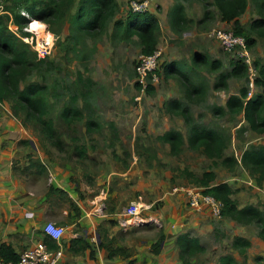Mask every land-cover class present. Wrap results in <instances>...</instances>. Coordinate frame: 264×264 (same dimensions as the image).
I'll return each instance as SVG.
<instances>
[{
	"label": "rangeland",
	"instance_id": "obj_1",
	"mask_svg": "<svg viewBox=\"0 0 264 264\" xmlns=\"http://www.w3.org/2000/svg\"><path fill=\"white\" fill-rule=\"evenodd\" d=\"M79 1L75 0L74 6L65 11L59 21L51 23L30 18L22 10L29 19L23 32H29L30 36L22 37L18 30L17 34L28 43L37 62L44 60L27 81L48 87V118L54 121L65 148L60 152L41 140L38 129L31 124L24 126L13 115L10 102L0 103V118L4 120L0 131L8 132L1 137L0 155L11 160L15 173L14 184L0 185V209L3 214L13 211L19 214L12 221L5 219V227L15 226L19 221L16 228L23 230L25 226L21 221L32 218L24 217L21 211L36 196L38 205L46 203L51 217L56 216L50 218L49 215L44 220L52 222L57 229L63 228V235L81 234L94 246L102 236L115 247L132 250L129 258H115L113 264H220V258L226 255L234 258V264H264V240L259 236V227L218 216L208 207L193 209L188 203L187 190L204 189L188 180L184 172L188 169L202 176L214 170L216 182L229 180L235 195L241 191V199L237 200L240 206L254 201L250 205L255 204L263 216L264 182L258 185L253 178L255 184L246 185L244 182L250 180V173L241 165L228 169L222 160L191 149L187 144L188 124L170 111V104L177 101L188 108L196 122L215 128L225 138V153L229 156H240L251 145H264V134L255 133L248 122L242 123L241 115L224 114L223 110L215 112L221 104L226 105L231 95L243 89H248L250 98L263 94V88L255 84L259 67L264 65V37L251 29L262 17L255 1L247 0V8L239 17L255 44L248 49L250 64L244 61L248 73L238 78L231 75L237 58L210 36L214 29L235 31L233 22L223 20L215 0H150L152 13L161 23L157 48H162L164 53L158 80L148 83L147 88L138 84L136 73L137 62L144 54L140 39L115 28L118 19L126 20L132 14L129 7L132 0H117V15L96 36L78 29ZM19 2L0 0V10L7 6L15 8ZM176 4L184 7L189 20L183 30L171 22L170 13ZM34 24L41 27H33ZM47 39L51 41L50 53L40 58L35 48L38 44L44 45ZM176 41L177 46H167L175 45ZM213 62L220 66L214 68ZM170 64H174L177 71H165ZM79 72L93 84L83 87L78 80ZM179 74L204 86L203 97L201 94L190 97ZM221 74L227 76V86L216 88ZM74 95L78 100L73 107L82 111L84 119L68 124L63 111ZM90 118L99 125L98 132L87 131L86 122ZM171 129L184 135L185 144L178 156L171 153L169 143L160 139ZM27 140L34 143L24 144ZM75 146L87 148L86 158L80 159L74 154ZM31 161L45 164L49 169L47 174L42 178L36 176L29 165ZM58 173L70 175L68 193L76 200L48 196L49 185L54 184ZM114 193L116 195L111 196ZM100 195L99 201L93 202ZM136 200L144 203L140 217L147 223L126 222L125 210ZM155 214L160 222L148 221ZM34 226L33 223L30 227L31 234ZM183 233L199 238L206 248L205 253L191 258L189 263L179 258L177 238ZM162 236V251L156 255L153 249ZM237 236L251 242L246 255L233 245ZM27 239L21 233L13 241L20 245Z\"/></svg>",
	"mask_w": 264,
	"mask_h": 264
},
{
	"label": "trees",
	"instance_id": "obj_2",
	"mask_svg": "<svg viewBox=\"0 0 264 264\" xmlns=\"http://www.w3.org/2000/svg\"><path fill=\"white\" fill-rule=\"evenodd\" d=\"M215 1L221 11L223 20L233 22L235 33L245 37L250 47L254 45L255 39L250 37L249 31L243 27L239 20L240 15L247 8V0ZM254 1L258 13L262 17L253 23L251 29L264 37V0ZM74 4L75 0H20L15 8L7 6L0 10V103L10 102L13 115L24 126L31 124L38 129L41 140L48 142L60 152L64 151L65 142L58 134L54 121L48 118L50 113L47 98L48 87L37 82L29 83L27 81L29 75L37 70L39 64H42L44 60H38L37 62L35 56L31 55L28 43L22 38L30 36L29 32H23L29 19L26 14L22 13V10L31 18L51 23L54 20L59 21L63 13L72 8ZM118 7L117 0H80L76 15L78 29L89 35L96 36L101 33L111 19L115 18ZM130 11L132 14L126 20H117L115 28L128 36L135 34L141 41L142 52L144 54H152L157 49V34L160 30L158 18L151 12L152 10L142 14L134 13L131 9ZM170 17L173 26L176 28L183 30L187 27L189 20L181 4L174 6ZM17 30L22 32V37L17 34ZM219 66L218 62H213L214 68ZM173 67L174 64H170L165 68V71H170L171 69L175 71V67ZM157 72L160 75V71L158 70ZM247 73L248 69L244 61L237 59L234 62L231 75L243 78ZM179 75L190 97L198 93L204 94V86L195 85L189 77L182 74ZM78 80L83 87H86L87 83L93 84L91 79H84L81 72H79ZM219 83L216 88L227 86V76L225 74L220 75ZM255 84L263 88L262 95L250 98L248 89H243L239 94H233L229 97L227 107L232 114L243 112L245 120L251 129L258 134H264V65L259 67V78ZM77 100V95L71 96L64 107L63 118L68 124L84 119L82 111L73 107ZM170 111L181 116L188 124L190 128L188 143L191 149L202 151L211 159L222 160L221 163L228 169H234L242 165L250 173L251 177L256 180L258 185L264 182V145H251L242 151L239 160L235 155L229 156L225 153L227 145L222 134L213 129H200L195 125L191 112L187 107H183L176 101L170 104ZM86 126L89 133L100 130L99 125L91 118L86 122ZM160 139L169 143L173 155H180L185 144L181 131L171 129L160 136ZM23 143L30 145L32 141L27 140ZM73 152L80 159L86 158L88 153L87 148L82 146H75ZM29 165L38 176H44L48 172L46 165L40 161L36 163L31 161ZM184 173L194 185L204 188L205 194L214 196L222 203L221 216L229 217L244 225H257L260 229L259 236L264 240V216L261 211L250 204L241 207L238 201L233 198L234 190L232 186L227 182H216L217 175L214 170L206 171L202 176H197L188 169ZM53 195L61 200H72L67 191L50 186L48 196L51 197ZM101 240L99 248L107 250L111 259L129 258L132 255L131 249L115 247L112 243L104 241L102 236ZM163 240L164 236L154 246V254L159 255L161 253ZM45 241L52 251L59 249L58 242L51 236L46 235ZM177 245L179 258L185 263H189L191 258L206 251L199 238L187 233L178 236ZM233 245L239 249L242 255H246L251 242L244 237L237 236L233 241ZM77 247H79V250L81 248L82 250L91 249V244L86 242L83 237H74L72 248L76 251ZM94 254V251H92V259L95 258ZM19 258L20 254L16 252L12 244L2 243L0 245V262H17ZM234 262L235 260L231 255L220 258V264H234Z\"/></svg>",
	"mask_w": 264,
	"mask_h": 264
},
{
	"label": "built area",
	"instance_id": "obj_3",
	"mask_svg": "<svg viewBox=\"0 0 264 264\" xmlns=\"http://www.w3.org/2000/svg\"><path fill=\"white\" fill-rule=\"evenodd\" d=\"M151 7L150 0H132L130 2V9L134 13H146L151 11ZM30 24H32V22H30ZM26 29L27 28H25V30ZM210 36L218 40L225 51L235 55L237 59H241L250 64L251 60L249 59L248 54L249 45L245 37L237 35L233 30H226L223 28L214 29ZM28 38L29 37H27V39ZM44 43V45L38 44L35 48L38 57L40 58H43L50 53L51 41L47 39ZM163 53L162 48H157L152 54H141L136 65L138 84H140V86L147 88L148 83L158 80L157 76H159V74L157 71L161 64ZM187 193L188 203L193 209L198 210L208 207L213 213L221 216L222 203L214 196L205 194L204 191L199 190L198 188H190L187 190ZM143 209L144 203H132L125 210V215L128 216L126 222L129 223L130 221L135 220L138 223H147L143 217H140ZM148 221L159 223V219L156 216L150 217ZM61 229H57L52 222H48L44 226V233L51 236L56 241H60L64 234V230ZM62 257L63 254L60 250L52 251L46 242L39 241L32 248L24 251L17 262H0V264H61Z\"/></svg>",
	"mask_w": 264,
	"mask_h": 264
},
{
	"label": "crops",
	"instance_id": "obj_4",
	"mask_svg": "<svg viewBox=\"0 0 264 264\" xmlns=\"http://www.w3.org/2000/svg\"><path fill=\"white\" fill-rule=\"evenodd\" d=\"M168 14H169V12H168ZM168 14H164V15H168ZM168 30H171L170 27H168ZM170 33L175 36V34L173 32H170ZM185 35H186V33H185ZM173 39H175V38L174 37H171V40H173ZM177 43H178V41L175 42V45H173V43H171V44H169L167 46H177L178 45ZM166 55H167V52H166ZM176 69H177V67H175V70ZM193 82H195V80H193ZM200 86H202V85H200ZM204 94H205V92H204ZM204 94H201L202 97H203ZM197 95H193L192 97H195ZM228 99H227V101H228ZM220 107L221 108H218V110L215 111L216 113H221L222 110H223L224 114L231 113L228 110L227 102H226V105L221 104ZM191 115L193 117V120H194L195 125L198 128H200V129H213V130H216L215 128H211L209 126H206L205 123H202V122H199V121H197L198 122L197 123L196 122V117L192 113H191ZM239 115H241V122L242 123L247 122L245 120V117H244V113L243 112L240 113ZM3 121L4 120L2 118H0V124L2 126H3ZM7 133H8L7 131H5V132H1L0 131V143L1 144L3 142V139L1 137L2 136H5ZM218 133H220V132H218ZM20 135H21V133H20ZM260 135L263 136V134H260ZM32 143H34V142H32ZM184 143H185V141H184ZM187 144L189 145V143H187ZM241 155H242V152L240 153V156L236 155V157L240 160ZM1 156L2 155H0V185H2L4 187L6 185H12V184H14L13 179L15 178V173L13 172V169H12V162H11V160L8 157L2 158ZM241 167H242L243 170H245L242 165H241ZM50 172H51V170H50ZM216 175H217V173H216ZM36 176H38V175H36ZM52 176H53V174H52ZM38 177L40 178L41 176H38ZM69 177H70V175L68 176L66 173H64V174L63 173H58V174H56V178H55L54 184L53 185L50 184L49 186H54L56 188H60V189H63L65 191L69 192L68 191V188H70V185H69ZM248 178H250V180H248V181L246 180V182H244L246 185L247 184L248 185H251L250 183H254L255 184V182H254L255 180H253V178L250 175H249ZM53 180H54V176H53ZM223 182L229 183L232 186V188H233V185H232V183L229 180H227V181L222 180V181H219L217 183H223ZM240 194H241V191L237 195L233 194V198H235L236 200L241 199L240 198ZM109 195H110V193H109ZM114 195H116V193H114L111 196H114ZM70 197L72 199L76 200V198H75L74 195L73 196H70ZM96 198L97 199H94L93 200V202H95V203L97 201H99L98 198H101V195L100 196H96ZM104 200H106V199H104ZM137 202L142 203L141 201H137ZM253 203H255V202L252 201V202L246 203L244 205L242 204L241 207H244L246 205L253 204ZM13 212L10 213V214L8 212H6V214H3L1 212V209H0V245L2 243H10L15 248L16 252L21 255L24 251L28 250L29 248H32L39 241L46 242L45 241L46 234L44 233V226L48 222H50V221H47L49 215H50V218H56V216H52L51 217V214L48 212V208L46 206V203H44V206L38 205V201H37L36 196H34L33 198L30 199V204L27 206V208L25 210H22L21 212L22 213H25L24 214V217L26 216L27 218H32V219H30V220L25 219L24 222L21 221L22 224L25 226V228L23 230H19V229L16 228V225L19 223V221L16 222L15 226L7 225L5 227V219L8 218L7 219L8 221H10V220L12 221L13 218H15V217L17 218L19 216V214H17V213L14 214ZM46 216H47V219L44 220L46 218ZM155 216L158 217L156 214H155ZM158 219L160 220L159 217H158ZM33 223L35 224V226L32 229L33 230V233L31 234L30 227L33 226ZM36 230H37L38 233L36 232ZM21 233H23L28 239H27V241L23 242V244L20 243V245H19L16 242H14L13 239L15 238V236L20 235ZM74 237H77V238L78 237H81V238L83 237V239L86 242H88V239L85 236L81 235V234L74 233V234H72L71 237L68 236V235H66V234L63 235L61 237L60 241L59 240L57 241L58 244H59V249L58 250H54V251H59L60 250L62 252L63 257H62V263L61 264H111V263L113 264L114 262H116L115 259H111L109 257V253H108L107 250L100 249L99 248V244L102 241L101 239L99 241H97L98 243L95 246L94 245H91V247H92L91 249L88 248L86 250H82V248H81L79 250V247H77L76 248V251H75V249L72 248V240H73ZM23 245H25V246H23ZM92 251H94V253H95V258L94 259L91 258V252ZM118 259H121V258H118Z\"/></svg>",
	"mask_w": 264,
	"mask_h": 264
},
{
	"label": "bare ground",
	"instance_id": "obj_5",
	"mask_svg": "<svg viewBox=\"0 0 264 264\" xmlns=\"http://www.w3.org/2000/svg\"><path fill=\"white\" fill-rule=\"evenodd\" d=\"M33 27H41L39 24H34Z\"/></svg>",
	"mask_w": 264,
	"mask_h": 264
},
{
	"label": "clouds",
	"instance_id": "obj_6",
	"mask_svg": "<svg viewBox=\"0 0 264 264\" xmlns=\"http://www.w3.org/2000/svg\"><path fill=\"white\" fill-rule=\"evenodd\" d=\"M28 16V15H27ZM28 17H30V16H28ZM31 18V17H30Z\"/></svg>",
	"mask_w": 264,
	"mask_h": 264
}]
</instances>
